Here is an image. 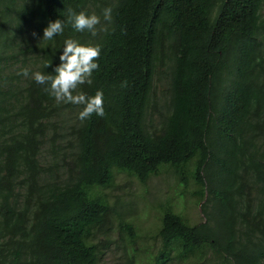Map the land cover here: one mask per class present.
Here are the masks:
<instances>
[{
	"label": "trees",
	"instance_id": "trees-1",
	"mask_svg": "<svg viewBox=\"0 0 264 264\" xmlns=\"http://www.w3.org/2000/svg\"><path fill=\"white\" fill-rule=\"evenodd\" d=\"M69 9L99 16L96 35L65 24L39 41ZM66 38L100 46L73 93L102 90V117L81 121L32 78ZM159 71L169 99L153 125ZM165 167L204 219L159 201L140 233L107 190L117 172L145 184ZM112 221L127 264H264V0H0V264H100Z\"/></svg>",
	"mask_w": 264,
	"mask_h": 264
},
{
	"label": "rangeland",
	"instance_id": "rangeland-1",
	"mask_svg": "<svg viewBox=\"0 0 264 264\" xmlns=\"http://www.w3.org/2000/svg\"><path fill=\"white\" fill-rule=\"evenodd\" d=\"M29 64L26 65L28 68ZM18 67H22L21 63H10L9 69L18 71ZM17 68V69H16ZM166 68L161 67L159 70L164 71ZM159 71V72H160ZM20 72V71H19ZM25 79V75L21 74ZM166 74L160 72L155 76V94L154 101L157 104L155 109L151 110V124L157 125L159 121L160 111L162 114L167 112L168 93L166 92L168 86V78ZM192 186V185H191ZM108 198L111 203L116 199L120 202L128 203L122 207L127 209L126 214L130 219H134V222L139 227V232L144 233L147 231H154L157 222L156 203L159 201L169 200L176 208L185 215L191 222H198L204 219V215L201 212L200 204L196 203V196L191 194L183 185H180L175 179L172 172L168 168H163L161 174L152 176L147 183H140L134 176L128 175L123 172H117L114 186L108 189ZM111 229L108 234L101 232L96 233V237L103 241H109L108 245L104 246L100 255V264H127L125 261V251L122 245V240L116 222H111ZM148 243H151V238L147 239ZM139 243H143V240L138 239ZM127 252L133 255V263H137L141 258L140 251L135 253L127 247ZM167 264H181L180 261L175 259L169 260ZM207 264H214L207 262Z\"/></svg>",
	"mask_w": 264,
	"mask_h": 264
},
{
	"label": "clouds",
	"instance_id": "clouds-1",
	"mask_svg": "<svg viewBox=\"0 0 264 264\" xmlns=\"http://www.w3.org/2000/svg\"><path fill=\"white\" fill-rule=\"evenodd\" d=\"M103 18L111 20V8L103 9ZM99 22L100 17L95 13H86L83 10L77 12L69 9L66 18H56L47 22L43 28L42 36H39V41H53L55 36L64 32L65 24H70L72 29L77 32L87 29L91 35L95 36L97 32L95 25ZM33 35L37 34L34 33ZM99 55V45L82 44L74 39L66 38L62 45V51L59 53L60 62L54 66L53 71L42 72L37 70L33 71L31 75L36 83L46 85L45 90L54 97L56 102L82 105L77 114L81 121L91 117L93 113L102 117L105 114L102 90L97 89L94 95H88L84 92L73 93L78 85L91 83L92 72L98 68V62L95 58ZM48 65L46 64L45 67ZM21 71L23 75H29L27 67Z\"/></svg>",
	"mask_w": 264,
	"mask_h": 264
}]
</instances>
